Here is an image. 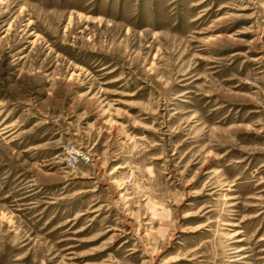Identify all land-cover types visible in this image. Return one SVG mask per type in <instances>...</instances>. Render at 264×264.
<instances>
[{
  "label": "rangeland",
  "instance_id": "obj_1",
  "mask_svg": "<svg viewBox=\"0 0 264 264\" xmlns=\"http://www.w3.org/2000/svg\"><path fill=\"white\" fill-rule=\"evenodd\" d=\"M0 264H264V0H0Z\"/></svg>",
  "mask_w": 264,
  "mask_h": 264
},
{
  "label": "built area",
  "instance_id": "obj_2",
  "mask_svg": "<svg viewBox=\"0 0 264 264\" xmlns=\"http://www.w3.org/2000/svg\"><path fill=\"white\" fill-rule=\"evenodd\" d=\"M83 159H84L85 161H88V160H89L88 157H83ZM76 160H77V158H75V157H71V158L69 159V162L73 164V163L76 162Z\"/></svg>",
  "mask_w": 264,
  "mask_h": 264
}]
</instances>
